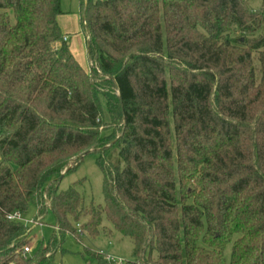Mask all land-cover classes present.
<instances>
[{"label":"trees","instance_id":"16d2710c","mask_svg":"<svg viewBox=\"0 0 264 264\" xmlns=\"http://www.w3.org/2000/svg\"><path fill=\"white\" fill-rule=\"evenodd\" d=\"M60 3L0 0V264H48L103 217L133 258L86 264H264V0H80L87 69ZM89 152L102 206L58 189ZM30 204L55 218L33 255L6 218Z\"/></svg>","mask_w":264,"mask_h":264},{"label":"rangeland","instance_id":"374dc122","mask_svg":"<svg viewBox=\"0 0 264 264\" xmlns=\"http://www.w3.org/2000/svg\"><path fill=\"white\" fill-rule=\"evenodd\" d=\"M251 10H258L261 7V0H247ZM62 14L59 24L65 40L68 41L74 50L77 61L88 68L87 51L84 31L82 30L80 19V0H61ZM114 150L109 154L112 158ZM95 154L86 153L75 169L64 173L58 182V189L63 190L73 184L82 195L85 203L90 201L94 205H103L102 174L95 163ZM13 167V166H12ZM36 210L30 204L26 211L20 212V222L26 227L29 242L26 244L30 248L29 255H33L41 244H47L52 237L55 226V218L51 211H47L38 223L35 219ZM102 225L105 230L100 229L98 235L91 237L86 231H79L76 238L70 233H66L62 239L60 247L52 255L48 264H86L82 257L84 250L90 252L102 251L104 254L119 259L121 261L131 260L132 242L127 237H122L112 226L102 218ZM231 246L228 244L224 249V258L228 263L230 259Z\"/></svg>","mask_w":264,"mask_h":264},{"label":"built area","instance_id":"2783aa9c","mask_svg":"<svg viewBox=\"0 0 264 264\" xmlns=\"http://www.w3.org/2000/svg\"><path fill=\"white\" fill-rule=\"evenodd\" d=\"M63 40H65V37H63ZM6 218H7V219H10V220H17V221H20V220H21V218H20V213H19L18 211H14V212H12V213H9V214L6 216ZM76 226L78 227V225H76ZM23 250H24L25 252H29L30 248L28 247V245H26V246L23 247ZM100 252H101V251H100ZM106 259L111 260V259H113V258L110 257V256H108V255H106ZM115 260H117L118 262H121V260H119V259H115Z\"/></svg>","mask_w":264,"mask_h":264},{"label":"crops","instance_id":"0c3cea01","mask_svg":"<svg viewBox=\"0 0 264 264\" xmlns=\"http://www.w3.org/2000/svg\"><path fill=\"white\" fill-rule=\"evenodd\" d=\"M59 18H60V16H59ZM59 18H58V22H59ZM80 20V19H79ZM59 26H60V29H61V24H59ZM61 32H62V29H61ZM62 34H63V32H62ZM69 48H70V51H71V53L74 55L75 53H74V50L71 48V46L69 45ZM75 56V55H74ZM75 58H76V56H75ZM82 67H83V64L81 63L80 64Z\"/></svg>","mask_w":264,"mask_h":264},{"label":"water","instance_id":"95a60500","mask_svg":"<svg viewBox=\"0 0 264 264\" xmlns=\"http://www.w3.org/2000/svg\"><path fill=\"white\" fill-rule=\"evenodd\" d=\"M85 18V16H84V14L82 15V19H84ZM83 156V155H82Z\"/></svg>","mask_w":264,"mask_h":264}]
</instances>
